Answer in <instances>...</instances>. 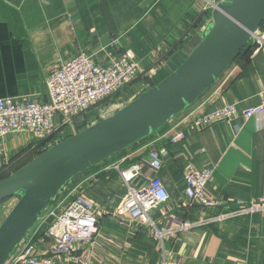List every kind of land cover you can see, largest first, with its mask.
Wrapping results in <instances>:
<instances>
[{
    "label": "crops",
    "instance_id": "1",
    "mask_svg": "<svg viewBox=\"0 0 264 264\" xmlns=\"http://www.w3.org/2000/svg\"><path fill=\"white\" fill-rule=\"evenodd\" d=\"M219 1L0 0V98L29 96L47 102L46 78L61 62L85 54L98 64L109 65L131 52L140 65L139 78L108 104L77 118L89 127L182 65L213 23L212 10L205 8ZM162 46L168 54L155 63L156 49ZM249 46L255 47L250 55L234 61L189 109L66 187V192L77 188L75 195L84 196L100 212L94 243L75 255L79 264H264V212L218 220L237 203L264 195V115L220 121L202 130L189 128L194 119L222 106L236 104L242 111L260 103L264 46L254 39ZM73 128H68L65 136L79 132L76 125ZM178 131L185 133L186 140L171 143V136ZM27 136L29 145L22 152L34 147L31 135ZM154 151L162 157L158 170L149 165ZM19 152L4 153L0 148V165ZM133 165L142 166L139 183L157 177L170 196L169 203L151 214L157 230L172 229L162 240L154 229L139 223L132 226L117 217L128 192L120 171ZM189 166L215 169L207 193L220 205H187L183 172ZM179 223L194 227L179 232ZM51 245L44 237L37 249L45 252Z\"/></svg>",
    "mask_w": 264,
    "mask_h": 264
},
{
    "label": "built area",
    "instance_id": "2",
    "mask_svg": "<svg viewBox=\"0 0 264 264\" xmlns=\"http://www.w3.org/2000/svg\"><path fill=\"white\" fill-rule=\"evenodd\" d=\"M213 7L214 3L211 10ZM253 39L260 47L264 46V33L256 32ZM113 43L116 45L118 40ZM156 50L153 60L159 63V57L166 56L168 50L163 46ZM140 73V65L131 52L113 60L109 65L98 64L85 54L63 61L46 78L47 102H38L29 96L0 98V140L12 134H30L39 140V144L32 149L35 151L40 143L46 142L44 151L66 138L68 135L65 136V131L75 126L77 118L121 93L139 78ZM263 115L264 95L258 105L242 111L236 104L217 108L194 119L189 128L202 130L220 121L232 122L239 117L250 120ZM185 140L186 135L182 131L175 132L170 138L174 144ZM4 164L0 165V169ZM149 165L153 170L160 169L162 157L157 151L151 152ZM141 170V165H133L120 171L128 192L118 209L117 217L132 226L139 223L154 229L155 236L162 240L171 234L172 229L157 230L151 214L169 203L170 196L162 180L157 177L139 183ZM214 171V168L196 169L189 166L183 172L187 205L207 208L220 205L207 193ZM77 190L74 188L66 192L65 189L59 194L6 264H79L75 255L94 243L99 233L100 212L84 196L75 195ZM14 204L10 199L0 203V225ZM235 208V211L221 215L218 220L264 212V195L255 201L239 202ZM176 226L179 232L190 231L194 224L179 223ZM44 237L52 245L49 250L40 252L37 244Z\"/></svg>",
    "mask_w": 264,
    "mask_h": 264
},
{
    "label": "water",
    "instance_id": "3",
    "mask_svg": "<svg viewBox=\"0 0 264 264\" xmlns=\"http://www.w3.org/2000/svg\"><path fill=\"white\" fill-rule=\"evenodd\" d=\"M212 18L200 43L163 81L0 180V203L17 197L0 225V264L8 262L76 177L152 136L200 100L260 30L264 0L219 1L214 3Z\"/></svg>",
    "mask_w": 264,
    "mask_h": 264
},
{
    "label": "rangeland",
    "instance_id": "4",
    "mask_svg": "<svg viewBox=\"0 0 264 264\" xmlns=\"http://www.w3.org/2000/svg\"><path fill=\"white\" fill-rule=\"evenodd\" d=\"M207 9L211 10V6L209 5V7L205 8V10H207ZM27 135L28 134H12V135L4 138L3 140H0V148H1V150L3 149L4 153L9 152L11 154L12 153L15 154L17 151L18 152L20 151L18 154H16L14 156V158L12 160H10V161L8 160V162H6L3 165V167L0 169L1 172H4L2 175H6V174L8 175V174L14 172L16 169L23 166L25 163H27L28 161H30L31 159H33L36 156L35 153L32 152L33 147L31 149L26 148L24 150V152L21 151L24 148V146L26 147L29 145V143H28L29 141L27 140V137H28ZM29 139L31 142L30 145L36 146L37 144H39V140L32 137V135L29 136ZM24 143H25V145H24ZM7 171H8V173H7ZM10 200H12V202L16 203L17 197H13ZM234 208L229 213L235 211Z\"/></svg>",
    "mask_w": 264,
    "mask_h": 264
},
{
    "label": "trees",
    "instance_id": "5",
    "mask_svg": "<svg viewBox=\"0 0 264 264\" xmlns=\"http://www.w3.org/2000/svg\"><path fill=\"white\" fill-rule=\"evenodd\" d=\"M260 30H263L264 31V23H263V25L261 26V28H260ZM250 45V43L241 51V53L239 54V56L236 58V60L235 61H238L239 60V58L243 55L244 57H248V55H250V53L253 51V49L255 48L254 46L252 47V46H249ZM246 49H248L247 51H244V50H246ZM134 83V82H133ZM128 88V87H127ZM127 88H125V89H127ZM124 89V90H125ZM120 94V93H119ZM115 96H113V97H111V98H109V99H106L105 101H103L102 103H99L98 105H96L95 107H93L92 109H95L96 107H98L99 105H103V104H108L113 98H114ZM91 109V110H92ZM90 110V111H91ZM89 111V112H90ZM86 115V114H85ZM75 125H76V128H77V131H82V130H84V129H86L87 128V125H86V121L84 120V122H81L80 123V121L79 120H75ZM69 137V136H68ZM68 137H66V138H64V139H67ZM63 139V140H64ZM46 146V142H43V143H40V145L37 147V149H35V151L34 150H32V152H34L35 153V155L37 156V155H39L41 152H43L42 150H43V147H45ZM30 149H31V147H30ZM35 156V157H36ZM32 160V159H31ZM30 160V161H31ZM30 161H28L27 163H29ZM27 163H25L24 165H26ZM23 165V166H24ZM23 166H21V167H19L18 169H16L14 172H16L17 170H19L20 168H22ZM14 172H12V173H10V174H6V175H2L4 172H1V170H0V180H2V179H4V178H6V177H8V176H10L11 174H13ZM7 173H8V171H7ZM13 198V197H12Z\"/></svg>",
    "mask_w": 264,
    "mask_h": 264
}]
</instances>
